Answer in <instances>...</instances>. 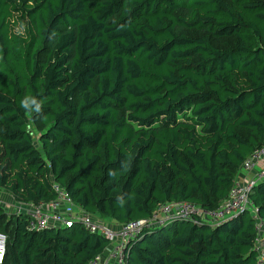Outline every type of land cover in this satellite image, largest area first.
Returning a JSON list of instances; mask_svg holds the SVG:
<instances>
[{
    "label": "trees",
    "instance_id": "obj_1",
    "mask_svg": "<svg viewBox=\"0 0 264 264\" xmlns=\"http://www.w3.org/2000/svg\"><path fill=\"white\" fill-rule=\"evenodd\" d=\"M263 145L264 0H0V191L15 203L58 184L119 225L166 203L215 211ZM250 199L264 220V180ZM13 216L0 207L2 264H89L108 245ZM255 237L250 212L174 218L126 264H255Z\"/></svg>",
    "mask_w": 264,
    "mask_h": 264
},
{
    "label": "built area",
    "instance_id": "obj_2",
    "mask_svg": "<svg viewBox=\"0 0 264 264\" xmlns=\"http://www.w3.org/2000/svg\"><path fill=\"white\" fill-rule=\"evenodd\" d=\"M256 170L252 178L245 184L237 182L231 189L229 197L215 211L199 208L190 202L166 203L159 207L148 219L133 221L125 225L115 222H104L94 219L72 203L68 193L58 184H53L55 197L47 203L19 204L29 216V230L71 227L80 224L90 234L102 236L108 243L105 250L94 257L89 264H126L129 243L144 228H153L174 218L195 219L212 227L228 222L239 214L250 212L255 221L256 237L254 253L257 255L255 264H264V220L259 210L253 205L250 193L253 187L264 180V145L250 156L243 165V170ZM0 207L2 202L0 200ZM7 237L0 233V264L6 254Z\"/></svg>",
    "mask_w": 264,
    "mask_h": 264
},
{
    "label": "rangeland",
    "instance_id": "obj_3",
    "mask_svg": "<svg viewBox=\"0 0 264 264\" xmlns=\"http://www.w3.org/2000/svg\"><path fill=\"white\" fill-rule=\"evenodd\" d=\"M220 44L222 45V46H224L225 45V42L224 41H221L220 42ZM36 132H34V135L36 136ZM240 175H243V171L240 173ZM240 175H239V178H240ZM2 198V200H1V202H2V208H3V210L5 211V213H6V216H7V218L9 219V218H13L14 216L13 215H17V214H20L21 212H22V210H21V208H20V205H18V204H16V203H12V205H9L8 203H6V204H4L5 202H8L9 200H7L8 198H5L4 196H2L1 197ZM4 202V203H3ZM11 204V203H10ZM94 219H97V220H100V219H98V218H96V217H94ZM107 223H109V222H107Z\"/></svg>",
    "mask_w": 264,
    "mask_h": 264
},
{
    "label": "crops",
    "instance_id": "obj_4",
    "mask_svg": "<svg viewBox=\"0 0 264 264\" xmlns=\"http://www.w3.org/2000/svg\"><path fill=\"white\" fill-rule=\"evenodd\" d=\"M255 173H256L255 169L252 170L251 172H247V171L243 170V175H240V178L237 179V182H240V184H245L247 179L252 178L255 175ZM2 196H4L5 198H8L7 200H9L8 202H5V203L3 202L4 204L8 203L9 205H12V203H15V201L13 200V198L10 195H8L7 193H5L3 191H0V199L1 200H2V198H1Z\"/></svg>",
    "mask_w": 264,
    "mask_h": 264
},
{
    "label": "clouds",
    "instance_id": "obj_5",
    "mask_svg": "<svg viewBox=\"0 0 264 264\" xmlns=\"http://www.w3.org/2000/svg\"><path fill=\"white\" fill-rule=\"evenodd\" d=\"M24 106H25V107H27V105H26V104H24Z\"/></svg>",
    "mask_w": 264,
    "mask_h": 264
}]
</instances>
